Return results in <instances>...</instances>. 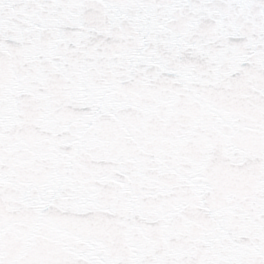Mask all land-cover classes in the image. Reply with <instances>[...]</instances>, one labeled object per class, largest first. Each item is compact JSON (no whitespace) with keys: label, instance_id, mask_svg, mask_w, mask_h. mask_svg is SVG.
Listing matches in <instances>:
<instances>
[{"label":"snow or ice","instance_id":"snow-or-ice-1","mask_svg":"<svg viewBox=\"0 0 264 264\" xmlns=\"http://www.w3.org/2000/svg\"><path fill=\"white\" fill-rule=\"evenodd\" d=\"M0 264H264V0H0Z\"/></svg>","mask_w":264,"mask_h":264}]
</instances>
